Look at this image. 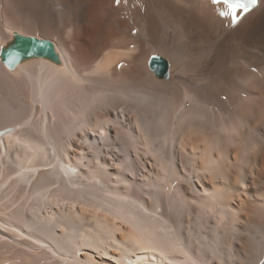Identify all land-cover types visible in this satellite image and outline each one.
<instances>
[{
	"label": "bare ground",
	"instance_id": "6f19581e",
	"mask_svg": "<svg viewBox=\"0 0 264 264\" xmlns=\"http://www.w3.org/2000/svg\"><path fill=\"white\" fill-rule=\"evenodd\" d=\"M0 6V264H264V0Z\"/></svg>",
	"mask_w": 264,
	"mask_h": 264
},
{
	"label": "water",
	"instance_id": "95a60500",
	"mask_svg": "<svg viewBox=\"0 0 264 264\" xmlns=\"http://www.w3.org/2000/svg\"><path fill=\"white\" fill-rule=\"evenodd\" d=\"M14 37L17 41L11 43L9 45V50L1 54L3 61L9 68H14L18 64V56L30 53L31 48L33 47L40 46L42 50L45 48H55V44L48 39H39L37 37L25 36L19 33H15ZM17 54L19 55L17 56ZM154 67L157 71H162L165 68V63L161 59H158L154 62Z\"/></svg>",
	"mask_w": 264,
	"mask_h": 264
},
{
	"label": "rangeland",
	"instance_id": "374dc122",
	"mask_svg": "<svg viewBox=\"0 0 264 264\" xmlns=\"http://www.w3.org/2000/svg\"><path fill=\"white\" fill-rule=\"evenodd\" d=\"M260 103V105H261V102H259ZM259 105V106H260ZM80 143V142H79ZM80 145V144H79ZM74 149V150H73ZM77 148H71V150L72 151H74L75 152V150H76ZM77 152H80V150L79 149H77L76 150ZM233 157H234V159H233V162H235L236 160H235V153H233V155H232ZM260 163H262V162H260ZM260 163H259V161H258V165H257V171H259V172H257V173H253V175H257L258 177H264V171L262 170V166L263 165H260ZM260 165V166H259ZM253 167H256V163L253 165ZM236 171H235V169L231 172V173H229V181H231V184H235V183H237V182H239V180L238 179H240V177L237 175V173H235ZM252 175V174H251ZM213 178H215V177H213ZM204 179H205V182L206 183H209L210 185H212L213 184V180L211 179V178H209L208 176H205L204 177ZM231 186L232 188L230 189L231 191L232 190H234L235 189V185L234 186ZM199 186H202L201 184H199ZM242 198H244V196L243 197H239V196H234L233 198H231V202H233V205H235L237 208L240 206L241 207V205H239V204H241V203H243V202H245ZM245 199V198H244ZM243 200V201H242ZM246 204H250V203H247L246 202ZM243 208L241 207V210H240V215H241V218H240V221H239V223L240 224H242L241 226H240V232H239V235H240V237H241V240L238 242V246H237V251L239 252V250L240 249H243V247H244V245H243V240H245L246 238H247V234L246 233H244L243 231H242V229L243 228H245V226H253V229L255 230V226L253 225L254 224V220H255V216H252V214H250L251 212H250V210L246 207V208H244L243 210H242ZM246 209V210H245ZM248 209V210H247ZM249 213V214H248ZM252 217V218H251ZM252 219V220H251ZM251 220V221H250ZM251 224V225H250ZM252 229V230H253ZM237 260H238V262L240 261L239 260V254H238V257L236 258ZM240 263H241V261H240Z\"/></svg>",
	"mask_w": 264,
	"mask_h": 264
}]
</instances>
